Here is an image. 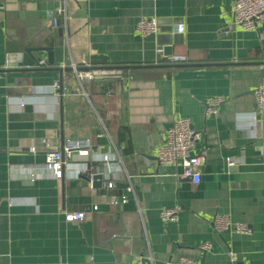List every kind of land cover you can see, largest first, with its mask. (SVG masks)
<instances>
[{"label": "crops", "instance_id": "0c3cea01", "mask_svg": "<svg viewBox=\"0 0 264 264\" xmlns=\"http://www.w3.org/2000/svg\"><path fill=\"white\" fill-rule=\"evenodd\" d=\"M64 3L54 25L57 0H0V264H130L147 255L152 264L181 257L264 264V112L253 93L264 78V19L252 29L236 24L233 0ZM141 17L177 27L170 55L155 36L138 34ZM39 36L63 45L65 66L189 65L105 70L121 77L81 82L63 72L60 101L58 71L8 63ZM95 57L111 64H91ZM215 97L213 112L207 100ZM182 116L200 133L198 181L157 157L165 131ZM68 141H87L95 156H120L132 190L124 172L114 189L93 187L84 177L90 173L54 178L43 167L45 144L61 150ZM30 170L38 173L33 180ZM112 196L122 198L109 203ZM175 205L177 219L163 221L160 210ZM78 211L84 219H65ZM217 214L246 223L247 232L216 231Z\"/></svg>", "mask_w": 264, "mask_h": 264}, {"label": "built area", "instance_id": "2783aa9c", "mask_svg": "<svg viewBox=\"0 0 264 264\" xmlns=\"http://www.w3.org/2000/svg\"><path fill=\"white\" fill-rule=\"evenodd\" d=\"M58 5L55 10L53 24L56 25L61 16L65 15L64 0H57ZM232 15L236 24L245 29H252L257 22L264 19V0H233ZM138 34L142 37L155 36L159 32V23L153 17H141L135 26ZM168 59L172 62H183L185 57L182 55H171ZM73 72L78 81L102 79L107 77H121L120 71L105 72V70H76V65L71 64ZM57 84L52 88L55 89ZM257 112H264V78L258 83L254 91ZM220 101L219 97L207 100L210 111H215V105ZM200 139V133L195 130L188 117H178L165 131L164 141L157 146V157L160 163L165 165H174L181 167V175L191 177L195 181L200 178V168L203 165V158L195 152V146ZM44 153L43 167L54 178L61 179L66 173L89 174V182L92 184V175L95 173L102 174L101 186L105 189H114L119 180V173L124 172L129 182L130 175L126 172L120 156H111L102 154L95 156L89 149L87 141H68L61 150L51 148L46 143ZM34 150V147L30 148ZM228 165H233L235 159L226 158ZM99 163V166L94 165ZM95 166V167H94ZM90 170H93L90 171ZM30 179L38 176L36 170L27 172ZM132 190L131 184L126 186V191ZM121 196H112L109 203H117ZM179 205L162 208L159 212L163 221L176 220L178 217ZM85 212L66 213L65 219L68 221L82 220ZM213 227L216 231L234 230L245 233L248 230L246 223L232 221L226 215L217 214L212 219ZM210 246L205 243L201 249ZM233 257V254H230ZM130 264H152V256H139ZM176 264H195L191 258L181 257Z\"/></svg>", "mask_w": 264, "mask_h": 264}, {"label": "water", "instance_id": "95a60500", "mask_svg": "<svg viewBox=\"0 0 264 264\" xmlns=\"http://www.w3.org/2000/svg\"><path fill=\"white\" fill-rule=\"evenodd\" d=\"M176 26H161L159 24V32L155 35L159 49L163 50L164 54H171L170 40L180 37ZM37 45H30L23 48L22 51L13 53L9 56L8 63L11 65L18 66L14 70L22 72H41L48 70H55L59 72L58 88L57 92L61 95L60 101L62 100V88L64 84L63 72L73 71L71 66L61 65L63 60V45H56L54 38L49 37L48 39L39 36ZM55 64V65H54ZM189 65L187 63H150V64H139V65H114V66H87L77 67L76 70H121L130 69L136 67L143 68H163V67H179ZM61 106H62V102ZM89 180L88 176H84ZM191 178V177H186ZM102 181V174L95 173L92 175V186L100 187Z\"/></svg>", "mask_w": 264, "mask_h": 264}, {"label": "trees", "instance_id": "16d2710c", "mask_svg": "<svg viewBox=\"0 0 264 264\" xmlns=\"http://www.w3.org/2000/svg\"><path fill=\"white\" fill-rule=\"evenodd\" d=\"M166 62H168V61H166ZM170 62V61H169ZM90 63L91 64H97V65H99V64H103V65H108V64H111V62L110 61H108L107 59H105V58H103V57H95V58H91V60H90ZM173 69H166V75L168 76L169 75V73L172 71ZM123 72L124 73H126V74H134L136 71L135 70H123Z\"/></svg>", "mask_w": 264, "mask_h": 264}]
</instances>
